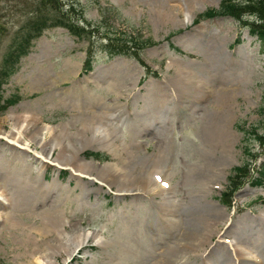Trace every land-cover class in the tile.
Here are the masks:
<instances>
[{"label":"rangeland","instance_id":"rangeland-1","mask_svg":"<svg viewBox=\"0 0 264 264\" xmlns=\"http://www.w3.org/2000/svg\"><path fill=\"white\" fill-rule=\"evenodd\" d=\"M45 1L0 0V74L4 62L8 63V58L19 53V46L13 42L29 32L28 24L35 15L36 5H39L42 14L51 11ZM222 1L57 0L58 5L64 8L72 5L77 8L71 12L74 21L82 12L87 20L100 24L101 36L94 38L99 39L95 42L96 47L101 43L102 35L111 31L131 35L139 32L143 39L152 38L153 43L147 44L132 57H109L97 47L92 67L85 71L90 41L71 34L64 26L45 28L43 34L33 41L29 52L20 59L17 71L0 88L5 102L9 98H18L0 115V126L5 131L10 130L12 124L5 118L11 112L21 111L22 114L36 112L42 125L58 127L59 131L65 127L78 129L89 117L73 103L63 101L64 97H105L110 104L106 98H112L122 112L115 128L119 139L117 144L133 146L143 143L142 156L147 158L152 155L156 166H159L157 168L162 169L165 166L163 153L168 146H172V141L177 143L170 198L178 209L175 216L172 215V222L174 224L176 220L180 226L175 233L176 239L172 236V241H178L177 238H181L185 231L181 219L194 226L201 223V213L193 211L192 205L216 202L220 205V209L217 208L218 224H214L218 230L213 228L212 237H207L213 242L207 247L203 262L191 257L186 264H243L237 261L228 244L216 246L221 239L233 242L243 251L254 252L259 258L257 262L244 258L246 264H264V184L249 183L263 165L264 142L259 144L255 139L248 140L240 128V124L246 121L247 129L257 127L262 131L258 110L264 105V43L244 21L230 15L197 22L200 15L210 8H219ZM254 1H258L255 9L263 11V1ZM256 10L254 16L246 12L244 19L254 21L260 18ZM238 39L241 41L238 42ZM71 69L73 72L70 75ZM179 76L186 81L195 77L199 79L198 86L204 87L191 95L202 97L205 94L204 102H190L195 97L184 96L183 91L193 89L191 82L172 84V78L178 81ZM116 82L121 84L120 88ZM76 85H84V89L75 92ZM117 97L121 99L118 101ZM147 97H169L173 101L167 110L157 108L145 112ZM215 117L219 118L218 122ZM91 120L89 118L88 122ZM99 121H102L100 117L94 119V122ZM247 146L253 148L252 155H255L249 156L253 158L250 176L247 174L238 183L237 190L226 195L227 199H232V206H225L222 194L230 188V176L234 175L235 167L248 160L243 151ZM213 147L216 153L221 150L225 155L209 169L202 161V150L210 154ZM85 152L87 155L84 153L83 157L94 161V164L112 161V153L106 148L91 147ZM96 153H101L103 159L91 156ZM53 167L48 170L47 180L54 177ZM70 175L63 177L65 189H71L68 186ZM97 186L99 184L96 183L90 188ZM206 188L211 192H206ZM112 196L100 191L91 195L86 192L73 205L76 218L90 222L96 217L113 215L117 202ZM152 204L151 199H141L138 205L141 213L138 214L133 207L135 219L144 221L145 213H150ZM67 207L70 211V206ZM184 211L188 214L184 215ZM22 212V219H17L22 224L31 225L26 218L30 213L24 212V209ZM161 212L164 217L166 209H161ZM114 222L105 229L110 234L117 233L119 220ZM185 226L187 229V224ZM100 228V224L95 223L83 229ZM126 242L124 240L123 244L105 251H100L91 243V248L76 254L70 264H84L81 256L88 254L90 256L86 259L93 264L117 263L122 249H133L132 253L139 257L145 253L137 245L131 246ZM35 253L40 254L39 250L32 252L24 241L17 240V234L0 221V264H23L31 261ZM173 254L179 260L185 259L181 257L183 253ZM17 259L20 260L17 262ZM159 260L161 264L166 262L164 257L159 256L154 257L153 262L159 264Z\"/></svg>","mask_w":264,"mask_h":264},{"label":"bare ground","instance_id":"bare-ground-1","mask_svg":"<svg viewBox=\"0 0 264 264\" xmlns=\"http://www.w3.org/2000/svg\"><path fill=\"white\" fill-rule=\"evenodd\" d=\"M72 72L73 69L70 70V75ZM177 78L178 81L172 78V84H193L192 90L183 91L185 97H195L191 94H197L204 87L198 86L199 79L196 77L189 81L182 76ZM85 82L87 83L86 80ZM115 84L121 87L120 83ZM83 89L84 85H76L74 90L76 92ZM201 96L198 95L192 101L188 100L204 102L205 94ZM106 99L111 104L105 97H64L63 101L73 103L75 108L78 107L92 119L89 122V118L86 119L78 129L65 127L59 131L58 127L42 125L36 112L22 114L21 111L11 112L5 118L12 124L10 130L5 131L0 126V221H3L5 227L12 229L17 234V240L24 241L32 252H40L35 253L31 261L23 264H70L76 254L85 248H91V243L100 251H105L123 244L124 240L131 246L137 245L145 253L139 257L132 253L133 249H122L117 263L112 264H156L153 262L156 256L166 259L163 264H186L191 257L202 259L203 262L207 247L213 242V239L208 238L212 237L214 229L218 230V227L214 228V224H218L217 210L220 205L217 202L192 205L193 211L201 213V223L194 226L184 218L181 219L185 231L181 238H177L178 241H172V236L176 239L175 233L180 226L176 220L174 224L172 222L177 206L172 204L170 198L174 177L172 163L177 156V143L172 141V146H168L163 153L165 166L162 169L157 168L159 166H156L152 155L147 158L142 156L141 150L145 147L143 143L133 146L117 144L119 139L115 128L122 112L112 98ZM120 99L121 97H117L118 101ZM145 101L147 105L143 111L147 112L157 108L167 110L173 99L147 97ZM126 105L128 106L127 103ZM97 117L102 121L94 122ZM43 120L45 122L44 118ZM215 120L218 122L219 118L215 117ZM91 147L108 149L112 153V161L100 165L94 164L92 160L87 161L83 154L87 155L85 151ZM218 151L219 154L215 147L210 154L202 150V161L207 168H212L218 158L225 155L223 151ZM51 166H54V177L47 180ZM138 171L139 175L133 176ZM69 174L68 186L71 189H65L62 180L64 175ZM96 183L99 186L90 188ZM78 190L79 193L75 194ZM96 191L104 192L108 196L113 194L112 197L117 202L116 212L106 217H96L90 222L78 220L72 209L75 201L79 202V197L86 195V192L91 195ZM205 191L211 192L207 188ZM143 198L153 202L150 213L144 212L147 214L144 221L133 216V207L138 214L141 213L138 205ZM67 206H70V211ZM23 209L30 213L26 218L31 225L22 224L17 219H22ZM161 209H166L164 217ZM183 214L188 213L184 211ZM118 220L116 234L105 230ZM95 223H99L101 228L83 229L88 228V224L94 226ZM224 243L234 251L232 254L239 263L246 264L244 258L249 261L258 258L254 252L243 251L233 242L221 239L216 242V246ZM176 252L183 253L181 257L184 256L185 259L179 260L173 254ZM89 256H81L84 264H93L86 259ZM228 262L231 263V257Z\"/></svg>","mask_w":264,"mask_h":264},{"label":"trees","instance_id":"trees-1","mask_svg":"<svg viewBox=\"0 0 264 264\" xmlns=\"http://www.w3.org/2000/svg\"><path fill=\"white\" fill-rule=\"evenodd\" d=\"M264 3V0H261ZM258 2V1H257ZM257 2L253 0H223L219 9L210 8L205 13L201 15V18H211L219 15H231L236 18H242L243 14L246 12H250L255 14ZM45 3H48L47 7L51 9V11H44L42 14L39 5H36L34 9L35 15H33L32 19L28 26L30 27L29 32L21 37V39L14 40L13 44L19 46V53L14 54L11 58H8V63L4 62L3 70L0 74V88L2 87V83H4L7 78L13 74L18 68V63L20 59L25 56L30 49V46L33 44V40L39 37L45 28H49L52 26H64L67 27L71 34L78 36L81 39H86L90 41V46L88 48V58L85 61L84 67L85 70H89L92 67V62L95 59L96 52L99 50L106 52L109 57H113L116 55L123 56H135L138 55L140 50L147 46V44L153 43L152 38L143 39L142 35L138 32L136 35H131L130 33H112L107 32L106 35H102L101 43L95 46V42L99 39H94L96 35H100V24L93 23L87 20L83 13L81 12L80 17L77 20L72 19V11L77 10V8L72 5L70 8H64L63 6L58 5L57 0H46ZM51 7V8H50ZM253 9V10H251ZM257 11V10H256ZM258 12V11H257ZM260 15V22H254L251 29H255L261 40L264 42V9L261 12H258ZM261 13L263 16L261 17ZM94 24V25H92ZM94 26V28H91ZM255 32V31H253ZM103 41H106L104 43ZM98 44V43H97ZM13 103V100L7 101V104ZM6 105L2 104V97L0 95V112L5 109ZM260 113L263 116L264 120V107ZM241 130L244 132L245 137L251 138L255 136V130L248 131V129H244V125L240 124ZM259 141H263V135H257ZM250 156L252 155V151H249ZM98 157L99 154H96ZM250 162H246L243 166L237 167L235 169L238 176L246 175L249 172ZM264 166V164H263ZM264 181V168L260 170L259 177H255L252 179V184H262ZM236 185V183H235ZM227 195V194H226ZM227 202V201H226Z\"/></svg>","mask_w":264,"mask_h":264}]
</instances>
